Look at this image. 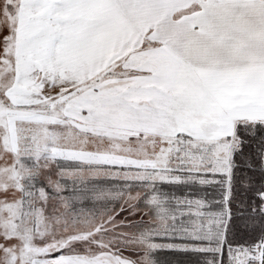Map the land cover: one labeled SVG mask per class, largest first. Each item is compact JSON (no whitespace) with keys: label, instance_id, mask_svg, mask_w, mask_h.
<instances>
[{"label":"snow or ice","instance_id":"6c2138e0","mask_svg":"<svg viewBox=\"0 0 264 264\" xmlns=\"http://www.w3.org/2000/svg\"><path fill=\"white\" fill-rule=\"evenodd\" d=\"M0 264H264V0H0Z\"/></svg>","mask_w":264,"mask_h":264}]
</instances>
